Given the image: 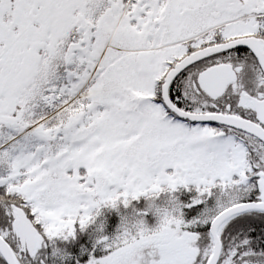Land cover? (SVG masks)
<instances>
[{"label": "snow or ice", "instance_id": "1", "mask_svg": "<svg viewBox=\"0 0 264 264\" xmlns=\"http://www.w3.org/2000/svg\"><path fill=\"white\" fill-rule=\"evenodd\" d=\"M0 264H264V0H0Z\"/></svg>", "mask_w": 264, "mask_h": 264}]
</instances>
